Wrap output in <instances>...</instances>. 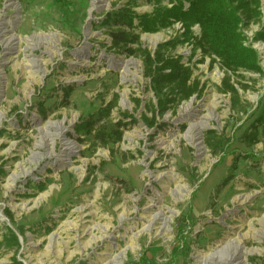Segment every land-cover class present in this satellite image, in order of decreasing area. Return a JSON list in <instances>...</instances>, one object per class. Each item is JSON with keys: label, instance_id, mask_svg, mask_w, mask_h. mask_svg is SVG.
<instances>
[{"label": "rangeland", "instance_id": "374dc122", "mask_svg": "<svg viewBox=\"0 0 264 264\" xmlns=\"http://www.w3.org/2000/svg\"><path fill=\"white\" fill-rule=\"evenodd\" d=\"M125 1L0 0V264H264V128L252 130L264 106V0L241 27L261 71L179 44L172 54L200 89L162 115L143 60L111 49L100 26ZM181 31H140L141 42L154 52ZM111 101L104 120L122 121L120 141L76 133Z\"/></svg>", "mask_w": 264, "mask_h": 264}, {"label": "trees", "instance_id": "16d2710c", "mask_svg": "<svg viewBox=\"0 0 264 264\" xmlns=\"http://www.w3.org/2000/svg\"><path fill=\"white\" fill-rule=\"evenodd\" d=\"M148 1L153 3L152 12H137V0H126L119 6L115 5L104 14L100 26L109 32L111 49L143 60L145 75L151 78L152 90L157 96V105L153 106L155 113L164 114L167 109L176 107L200 89L199 82L192 76V67L183 61L184 56L172 54L179 44L189 42L192 56L200 50L204 57H212V61L216 60L214 56L219 57L221 63L234 72L240 68L261 71L259 54L255 48L245 44L241 28L244 20L252 21L262 15L260 0ZM176 22L182 23L183 31L175 38L159 43L154 52L143 47L140 31L157 32L172 27ZM196 24L201 28V37L194 40L192 27ZM256 38H264V28L256 33ZM230 88L235 89L232 85ZM64 92L66 98L69 97L73 87L67 86ZM114 104L111 101L97 113L80 118L75 125L76 133L89 137L95 145L104 146L120 141L123 136L122 121L107 125L104 120ZM43 115H47L44 110ZM260 125L264 128V106L253 124L254 135ZM0 172L4 170L0 169ZM5 239L11 246L20 245L18 235L10 227Z\"/></svg>", "mask_w": 264, "mask_h": 264}, {"label": "bare ground", "instance_id": "6f19581e", "mask_svg": "<svg viewBox=\"0 0 264 264\" xmlns=\"http://www.w3.org/2000/svg\"><path fill=\"white\" fill-rule=\"evenodd\" d=\"M9 2H11L12 0H8ZM97 0H93V2H92V5H91V10H94L95 8H97L98 7V4H97V2H96ZM11 4V3H10ZM3 24V26L2 27H6V25H7V23H2ZM6 31V30H5ZM4 30L2 31V34L1 35H3V33L5 32ZM42 38H44V39H46V35L44 36V35H42ZM16 40L18 41V40H20L18 37H12V38H9V39H5L4 41H3V45L5 46V48L6 49H8V47H12L13 46V44L14 43H16ZM5 53H7V52H5ZM134 62V60H132V59H130V60H126V61H123V63H122V65H124V66H126V67H128L131 63H133ZM2 116V114H0V117ZM51 126H54L53 124H50ZM194 128V127H193ZM55 135H58V134H55ZM72 143L73 142H65L64 143V145H65V147H64V152L66 153V154H68V153H70L69 151H71L72 150V148H73V146L74 145H72ZM193 144L194 145H197L198 143H194L193 142Z\"/></svg>", "mask_w": 264, "mask_h": 264}, {"label": "built area", "instance_id": "2783aa9c", "mask_svg": "<svg viewBox=\"0 0 264 264\" xmlns=\"http://www.w3.org/2000/svg\"><path fill=\"white\" fill-rule=\"evenodd\" d=\"M180 28V27H179Z\"/></svg>", "mask_w": 264, "mask_h": 264}]
</instances>
